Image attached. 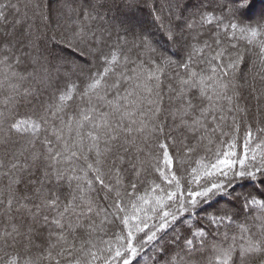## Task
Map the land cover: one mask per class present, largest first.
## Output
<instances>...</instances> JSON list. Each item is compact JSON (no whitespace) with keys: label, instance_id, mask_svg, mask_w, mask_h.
Wrapping results in <instances>:
<instances>
[{"label":"snow or ice","instance_id":"obj_1","mask_svg":"<svg viewBox=\"0 0 264 264\" xmlns=\"http://www.w3.org/2000/svg\"><path fill=\"white\" fill-rule=\"evenodd\" d=\"M0 264H264V0H0Z\"/></svg>","mask_w":264,"mask_h":264}]
</instances>
